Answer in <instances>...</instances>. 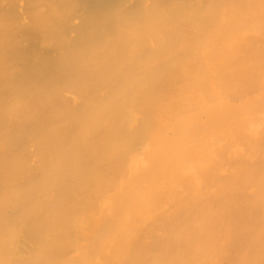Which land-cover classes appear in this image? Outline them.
<instances>
[{
    "label": "bare ground",
    "instance_id": "obj_1",
    "mask_svg": "<svg viewBox=\"0 0 264 264\" xmlns=\"http://www.w3.org/2000/svg\"><path fill=\"white\" fill-rule=\"evenodd\" d=\"M0 264H264V0H0Z\"/></svg>",
    "mask_w": 264,
    "mask_h": 264
}]
</instances>
